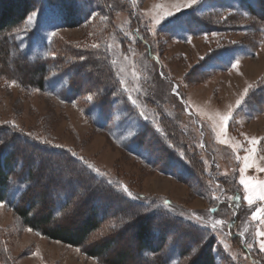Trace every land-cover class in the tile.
I'll return each mask as SVG.
<instances>
[{
	"label": "rangeland",
	"instance_id": "374dc122",
	"mask_svg": "<svg viewBox=\"0 0 264 264\" xmlns=\"http://www.w3.org/2000/svg\"><path fill=\"white\" fill-rule=\"evenodd\" d=\"M186 4L187 0H112L111 14L99 12L87 21L75 20V26H65L46 2L35 11L39 26L28 25L26 20L15 39L21 44L19 37H23L21 46L32 58L46 55L54 36L61 47L69 45L95 53L106 50L112 71L134 111L131 114L119 108L113 127L105 129L107 122L97 107L86 110L81 102L72 103L62 97L67 77L53 73L44 90L31 89L12 79V73L18 75V71L9 61L7 68L12 77L0 68V126H13L44 143L71 150L122 191L127 187L133 195L146 196L155 206L169 198L181 215L215 225V242L222 254L219 264H259L257 259L264 264V237L259 235L264 232V214L260 219L253 218L264 209V199L259 198L264 193V32L259 30L264 21L233 12H246L238 0H197L193 7ZM22 6L18 0H0L2 12L8 7L19 14ZM197 7L203 17L217 25L215 30L197 36L184 28L181 19L176 21L175 17ZM207 11L211 13L206 14ZM170 12L174 15L169 16ZM167 24L171 28L164 30ZM137 36L145 38L147 44L137 41ZM205 60L209 62L205 69H211V73L201 69ZM86 78L82 75L81 84H88ZM90 84L93 85L92 80ZM179 86L181 91L177 92ZM173 94L184 103L183 107ZM229 113L231 118L225 124L223 117ZM144 120L168 131L174 142L188 144L179 149L182 154H196V171L221 177L224 189H218L227 204L214 216L209 214L216 207L211 195L217 194L201 188L199 180L203 177L184 173L180 174L184 179H178L142 159L146 153L133 139ZM47 153L34 158V166L62 160L60 155ZM47 169L28 194L27 202L39 197L38 191L45 187L50 171L63 168L54 164L52 170ZM174 172L180 173V168ZM216 185L211 187L217 188ZM16 187L22 189L21 184ZM79 187L73 183L74 189ZM19 188L13 190L10 198L0 201V264H111L109 260L121 252L127 254L125 264H155L152 259L142 258L136 247L137 223L132 230L113 233L115 243L107 256H91L88 252L99 241H109L107 229L113 227V220L101 223L98 236L91 235L80 247L45 236L27 225L14 210ZM235 191L241 193L238 209L231 204ZM249 195L253 197L252 204L248 202ZM42 199L44 204H36V216L43 209L52 212L48 201L53 207L59 204H54L51 191ZM104 201L97 199L93 205L104 206ZM118 202H113L117 216ZM79 214L72 221L73 227L79 225ZM62 221L57 217L55 223L66 225ZM128 221L118 220L117 225L124 226ZM153 235L150 241L157 246L162 234L159 239ZM234 235L238 237L235 239ZM171 258L176 264V254Z\"/></svg>",
	"mask_w": 264,
	"mask_h": 264
},
{
	"label": "trees",
	"instance_id": "16d2710c",
	"mask_svg": "<svg viewBox=\"0 0 264 264\" xmlns=\"http://www.w3.org/2000/svg\"><path fill=\"white\" fill-rule=\"evenodd\" d=\"M19 1L23 5L19 14L8 7L3 12L0 10V68L7 77L11 76L7 68L9 61L13 63L15 71H18V75L12 73L14 76L12 79L22 82L31 89L44 90L53 73L64 75L68 82L62 97L72 103L81 102L86 110L97 107L100 116L107 122L105 129L113 127L115 112L117 113L119 108L133 113V106H131L129 97L112 71V62L106 50L103 53H95L81 48H71L69 45L61 47L58 44L57 36H54L48 45L47 54L32 58L15 39L16 34L21 31L20 25L26 23L28 15L43 8L46 2L58 13L63 25L75 26L80 21H87L96 13L107 11L111 14L113 7L110 8L109 4L112 0ZM238 2L245 7L246 12L241 10H233V12L259 17L264 21V0H238ZM207 13L211 12L207 11ZM230 15L232 14L230 13ZM175 18L176 21L181 19L184 28L197 36L208 34L217 28V25L203 17L201 12L199 13L198 7L194 10L185 11ZM75 20L78 22L75 23ZM170 25L163 26V29L166 30ZM263 29L264 27H261L259 30L264 32ZM138 32L143 34L140 30ZM136 39L140 43L147 44V40L144 41L145 38H141V36H137ZM208 63V60L204 62L201 69L211 73V69H205V65ZM101 64L104 67H101ZM82 75H87L85 80L88 84H81ZM91 80L93 85L90 84ZM177 90L180 92L181 86ZM89 94L93 96L92 100H88ZM173 95L183 107L184 103L180 98L176 94ZM181 97L184 96L181 95ZM152 124L150 120L142 121V128L133 139L146 153L142 159L152 167L160 168L164 173L178 179L183 178L181 175L184 173L191 177L200 176L199 179L203 177V180H199V183H202L201 188L203 190L208 189V191L215 190L218 195H216L217 197L211 195L212 200L216 202V207L209 214L214 216L223 205L227 204L221 198L220 190L224 189L221 177L213 172L207 173L202 170V175L199 170V172L196 171V168H199L194 162V159L197 158L196 154L191 153V156L186 153L182 154V150L179 149L183 146L187 147L188 144L174 142L168 131L159 130ZM173 132L171 130V133ZM173 135L175 134L173 133ZM46 152H48L47 155L49 153L60 155L64 161L49 160L45 165L39 163L34 166V158L40 153ZM54 164L63 168V171L49 172L53 169ZM176 168H180V173L174 172ZM46 169L50 174L48 175V182L45 183L42 191L39 189L37 199L27 202L28 194L32 190L34 191V187ZM206 176L209 177L210 181L205 179ZM73 183L80 186L78 190L73 188ZM20 184L22 189L16 187ZM211 184H217L215 186L217 188H212ZM15 188H19L20 191L13 204L14 210L25 223L34 229H38L51 239L72 246H83L91 235L96 233L94 236H98L101 223L106 222V220H108L107 222L113 220V227L107 229L109 236L106 239L109 241L106 244L99 241L98 246L89 250L88 253L91 256H107L108 250L115 243L114 236L119 235L120 232L128 231L129 228L132 230L137 223L139 224V232L137 233L136 247L142 254V258L152 259L155 264H173L171 257L174 254H176V264H219L222 260V254L217 249L215 242L216 235L213 227L181 215L173 209V204L169 198L162 200L158 206H155L153 201L141 194L129 197L124 188L123 191L118 189L114 183L108 181L107 177L99 174L84 158H80L71 150L44 143L18 131L13 126H0V201L10 198ZM50 191L56 199H53L54 204L56 202L59 204L53 207L52 202L46 199L47 203H50L52 212L43 209L44 211L36 216V204L38 202L44 204L42 198L45 199ZM237 196H239V201L236 200ZM78 197L81 207L76 210L75 215L69 216V212L74 208ZM240 197V191H235L231 204L237 209L241 203ZM39 199L41 200L39 201ZM97 199L99 201L105 200L104 206L98 204V206H94L93 202ZM117 199L120 201V203L118 202L119 216L113 213L115 208L113 202ZM145 210L148 211L147 215H138L134 220L130 219L128 215L130 212H143ZM78 214L80 217L79 225L73 227L72 221ZM57 217L62 218L66 225L56 224ZM126 218L129 223L119 227V223L117 225L118 220L120 222ZM152 233L154 234L153 237L162 234L161 243L157 246H154L150 241ZM238 236L234 235L233 238L236 239ZM125 256L127 254L121 252L109 262L111 264H125ZM257 260L259 264H262L260 259Z\"/></svg>",
	"mask_w": 264,
	"mask_h": 264
},
{
	"label": "snow or ice",
	"instance_id": "6c2138e0",
	"mask_svg": "<svg viewBox=\"0 0 264 264\" xmlns=\"http://www.w3.org/2000/svg\"><path fill=\"white\" fill-rule=\"evenodd\" d=\"M194 5H197V0H187V4H186L187 7H193ZM168 15L169 16H173L174 14L170 12V13H168ZM27 24L28 25H36L37 27L39 26L38 25V21H37V13L36 12H32L30 15H28V17H27ZM25 31H28V30L26 29ZM53 35H55V33H53ZM19 39L21 41V45H23V37H19ZM238 63L239 62H237V64ZM12 83L15 84V81H13ZM92 99H93V96L91 94H89L88 95V100H92ZM230 118H231V113H229L228 116H224L223 117V120L225 121V124H227V122L229 121ZM252 143L255 144L256 141L253 140ZM124 191L127 193V195L129 197H132L133 196L132 192L129 191L127 189V187L124 188ZM259 198L260 199H264V193L260 194ZM248 202H249V204H252L254 202L253 197L251 195H249V197H248ZM0 206H3L2 203H0ZM80 207H81V202H80V199L78 197L77 198V201H76V203L74 205V208L69 212V216L75 215L76 210L78 208H80ZM147 214H148V211L145 210L143 212H130L128 215H129L130 219H133L134 220L135 217L138 216V215H147ZM262 214H264V209L260 210V212L255 213L254 216H253V218L254 219H260ZM212 227L214 228L215 225H213ZM259 235L262 236V237H264V232H260ZM261 248H264V240L261 241Z\"/></svg>",
	"mask_w": 264,
	"mask_h": 264
}]
</instances>
